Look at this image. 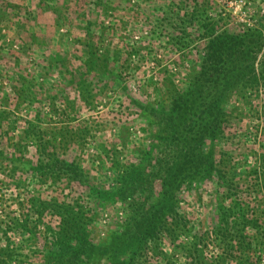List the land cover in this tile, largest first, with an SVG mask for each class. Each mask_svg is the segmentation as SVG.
I'll return each mask as SVG.
<instances>
[{
	"label": "rangeland",
	"instance_id": "obj_1",
	"mask_svg": "<svg viewBox=\"0 0 264 264\" xmlns=\"http://www.w3.org/2000/svg\"><path fill=\"white\" fill-rule=\"evenodd\" d=\"M42 1L0 0V112L9 116L0 129V133H7L0 134V264H44L45 248L57 238L63 226L56 211L61 210L59 207H68L77 216L83 214L90 217L88 235L90 240L98 243H109L111 235L122 229L121 223L127 216L124 208L119 206L111 212L105 210L93 216L87 190L77 183L66 186L64 179L54 181L50 178L40 183L41 180L33 185V191L32 184L27 187L20 174L14 173L16 161L23 156L27 158L23 152L25 148L16 150V144L41 150V143L47 135L63 133L69 127L76 135L75 142L61 144L57 151L61 152L59 150L63 148L73 151L72 156L81 158L95 186L113 188L116 171L110 167L113 160L108 150L114 145L116 150H120L121 146L115 139L117 126L120 125L118 121L124 120L130 113L129 99L121 93L123 87H126L124 92L127 95L132 93L134 99L138 100L140 95L149 101L157 99V88L162 87L167 92L179 90L186 81L184 70L190 65L186 56L195 51L198 43L194 37L197 30L195 21L186 20L182 13L177 16L170 1ZM189 1L186 0V3L191 8L192 2ZM209 8L210 11L230 15L242 29L254 30L258 26L257 21L264 15V0H209ZM104 10L107 12L103 14ZM88 23L93 33L96 32L94 29L102 28V42L106 47L123 49L121 45L126 40V43H134L133 50L136 51L125 65L113 62L108 79L100 85L88 74L93 69L92 64L89 68L81 62L86 49L75 42L76 38L83 37ZM41 31L48 39L49 49L39 47L34 40H30L33 35H41ZM102 54V50L97 52L98 57ZM111 55L109 52L105 57L113 58L115 54ZM55 62L58 63L53 64ZM114 74L121 76L122 83L119 81L118 89L114 87ZM76 81L77 84L83 82V88L75 87L73 82ZM14 85L24 87L29 95L24 102L18 101L20 105L16 108L11 90ZM3 97L7 98L2 100ZM32 99L36 102L29 105ZM254 102L257 106L264 105V88H260L258 99ZM257 106L254 111L258 114L234 124L235 134L240 137L233 140L234 148L248 150L250 147V151L256 152L259 144L264 142L263 116ZM63 113L73 121L67 124ZM35 118L40 122L35 123ZM35 124H39L36 126L38 130L32 129ZM143 126L140 123L129 129L125 154L128 161L133 159L129 157L133 148L142 150L147 143ZM245 131L250 133L247 140L240 135ZM100 150L107 151V154L99 155ZM80 151L84 154L79 155ZM246 160L249 162L251 158ZM12 172L15 175H11ZM237 177H240L239 172L230 183L238 188V198L246 201L248 219L253 217L257 220L256 213L261 215L256 224L247 228V233L252 237H262L264 195L251 192L257 188H244ZM25 178L29 175L26 174ZM196 187L192 185L191 195L181 191L179 200V211L189 220L190 235L200 231L205 234L203 243L195 248L191 244L192 251H198L202 259L194 261L193 256L190 259L194 264H218L224 255V248L219 243V236L216 237L217 231L225 224L227 228L231 226V220L220 222L224 212L216 208L212 188L204 186L196 191ZM258 205L261 206L257 209ZM225 208L230 210L228 203ZM227 213L232 218L234 212L230 210ZM236 237L237 234L232 241ZM187 241L188 238L180 239L175 242L174 248L166 245L154 249L150 246L142 252L141 264H187L190 256L183 252L184 248L189 249ZM233 246L238 259L227 260L230 264H264L261 247L248 249L252 253L247 254L246 251L242 258L240 249L237 253L235 242ZM243 247L241 251L247 250ZM105 261L104 257L102 262L96 258L97 264H106Z\"/></svg>",
	"mask_w": 264,
	"mask_h": 264
},
{
	"label": "trees",
	"instance_id": "obj_2",
	"mask_svg": "<svg viewBox=\"0 0 264 264\" xmlns=\"http://www.w3.org/2000/svg\"><path fill=\"white\" fill-rule=\"evenodd\" d=\"M166 1L171 2L170 6L177 16L195 21L197 30L194 37L198 43L195 51L186 56L190 65L182 68L187 75L185 84L179 90L167 92L162 87L157 88V99L149 101L140 95L138 100L134 99L133 94L127 95L124 92L126 87H123L121 93L129 99L130 113L124 120L118 121L120 125L117 126L115 139L121 146L120 150H116L115 145L108 150L113 160L110 167L116 171L113 188L95 186L81 158L72 156L73 151L67 148L57 151L61 144L75 142L76 135L69 127L63 133L47 135L41 143V150L16 144V150L25 148L23 152L27 158L23 156L16 161L14 173L20 174L27 187L32 184L33 191V185L41 180L40 183L50 178L54 181L64 179L66 186L77 183L87 190L93 216L105 210L111 212L116 206L124 208L127 214L121 223L122 229L111 235L110 242L106 244L90 240V217L83 214L77 216L68 207H59L61 210L56 211L63 226L57 238L45 248L44 264H97L96 258L102 262L103 257L106 264H141L140 256L150 246L154 249L161 246L174 248L175 242L182 238H188L187 244L190 243L189 249L183 250L190 256L187 259L192 256L194 261L202 259L198 251H192V246L195 248L203 243L205 234L200 231L191 236L189 220L179 211L180 193L185 190L191 195L192 185L197 186L196 191L204 186L212 188L216 208L224 212L220 222L231 220V226L227 228L225 224L217 231L216 237L219 236V243L224 248V255L218 264H230L227 260L238 259L233 242L237 253L240 249L242 258L246 251L251 254L248 249L254 246L261 247L260 252L264 253V236L252 237L247 233V228L256 224L261 215L256 213L257 220L253 217L248 219L249 207L236 195L238 188L230 183L239 172L237 180H241L244 188H257L251 192L264 195V142L259 144L256 152L250 151V147L248 150L234 148L232 143L235 138L240 139L235 134L234 124L258 114L255 112L257 102L254 101L258 99L260 88H264V15L257 21L256 29H242L230 15L210 11L209 0H190L191 8L186 0ZM94 30L95 33L88 23L83 37L76 38L75 42L86 49L81 62L88 67L92 64L93 69L88 74L100 85L108 79L113 62L125 65L136 51L131 40V43L124 41L121 45L123 49L106 47L102 42V28ZM40 34L33 35L30 40H34L39 47L49 49L46 35L42 31ZM125 46L127 50H124ZM101 50L104 54L98 57L97 52ZM109 52L115 54L111 55L113 58L105 57ZM119 81L122 83L120 74H114L116 89L120 88ZM73 83L75 87L83 88V82ZM11 90L15 99L14 108L20 105L18 101L24 102L29 98L24 87L14 85ZM25 94L26 97L22 98ZM4 98L7 97L2 100ZM31 101H27L29 105L36 102L35 99ZM258 106L264 124V105ZM63 114L67 124L73 121ZM7 117L8 114L0 112V129ZM34 122L40 121L35 118ZM140 123L144 125L147 143L142 150L133 148L129 156L133 159L128 161L125 154L129 129ZM36 126L39 124L33 125L32 129L38 130ZM240 135L244 140L250 138V133L246 131ZM106 152L100 150L99 155ZM80 154L84 153L80 151ZM248 157L251 158L249 162L246 160ZM26 174L29 178H25ZM227 203L234 212L232 218L227 213L230 210L225 208ZM236 234V240L232 241ZM243 246L247 250L241 251ZM187 264L194 263L190 259Z\"/></svg>",
	"mask_w": 264,
	"mask_h": 264
}]
</instances>
